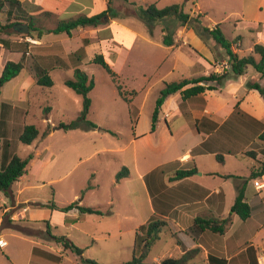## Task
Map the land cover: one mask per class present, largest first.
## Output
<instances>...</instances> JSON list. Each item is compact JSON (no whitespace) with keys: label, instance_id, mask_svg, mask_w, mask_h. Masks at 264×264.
Returning <instances> with one entry per match:
<instances>
[{"label":"rangeland","instance_id":"obj_1","mask_svg":"<svg viewBox=\"0 0 264 264\" xmlns=\"http://www.w3.org/2000/svg\"><path fill=\"white\" fill-rule=\"evenodd\" d=\"M131 4L155 5L157 9L170 5H185L186 12L203 15V24L207 27L208 24L218 25L229 41L240 36V56H248V47L257 39L256 34L250 31L251 25L257 22L264 26V0H112L110 6L119 13L117 23L144 35L148 42L121 32L116 26L107 31L102 30L112 20L104 16L98 28L85 27L82 33H71V41L63 46V53L70 56V59L66 57V60H61L66 65L64 68H58L51 61L45 64L46 66L51 62L52 65L49 71L52 87L34 86L25 90L24 79L28 77L25 71H22L18 79L5 85L0 95V160L3 153L17 155L22 159L31 156V159L22 180L10 187L11 193L5 195L0 191V213L12 202H17L21 204L18 211L23 212L28 208L29 211L25 215L31 222L22 219L7 223V217L3 218L0 240L4 242V246L0 247V264H30V251L35 245L43 247L42 244L48 241L50 245L55 244L48 235L66 237L83 250L82 258L67 250L68 256L60 259V264H85L84 260H92L98 264H124L132 259L135 231L131 229L140 222L139 220L123 222L119 229L116 228L114 216L99 219L86 215L94 221H85L83 216L71 227L62 223V213L43 207L48 203L66 207L80 200V206L100 208L102 213L118 212L122 217L128 216V213L134 210L132 197L126 193L129 187L125 183H117L116 175L124 168L122 161L131 151L128 142L133 135L150 132L151 118L160 91L165 84L177 81L181 76L176 71L162 83L148 89L163 73L164 68L173 64L174 57L162 47L161 25L149 29L137 17L132 16L134 8ZM63 7L71 13H79L77 17L95 16L102 10V6L93 4V0H67ZM7 10L5 7L0 15V42L5 40L10 45L20 42L26 44L27 51L29 45L33 46L30 49L33 54L38 48L35 46L38 33L40 32L41 39L52 38L53 35L48 31L67 19L62 17L60 20L55 18L56 16L50 17L46 14L34 17L22 14L21 17L26 22L30 21L28 18H33V31L30 36H26L6 27ZM99 29L102 30L101 33ZM114 36L129 49L121 54L116 63H110L106 58L114 73L113 77L102 67L92 63V60L102 55L103 45L110 50L111 47L107 44ZM84 40L88 41L85 45ZM175 43L174 47L180 45V40L177 38ZM208 45L215 60L219 47L211 43ZM219 51L225 56L221 48ZM3 57L0 52V63ZM7 60L19 61L14 54H9ZM219 63L214 67H219L220 73L229 70L223 65L224 68L221 67ZM75 69L83 71L94 81V86L88 94L91 105L87 120L96 124L99 128L97 130L63 131L58 128L60 124L76 121L82 111L81 97L63 84L65 80L73 79ZM155 69L157 73L150 82H146L142 72ZM246 71L252 80L254 69L248 66ZM116 73L121 76L120 80ZM210 73L211 70L206 75ZM234 77L230 75L229 78ZM225 84L221 85L222 88ZM259 84L264 88V80ZM207 86L218 88L215 83H207ZM21 90L25 91V102L20 100ZM173 108L174 104L169 102L162 107L164 112ZM28 125L35 126L39 133L30 145L19 140L23 127ZM158 134L160 138L166 135L161 129ZM181 145L182 143L178 144L177 148ZM175 150L176 147H172L161 158L165 160L173 157ZM137 151L140 161L148 155L146 146L137 147ZM244 165V161L231 165L228 162V167L234 169ZM88 186L91 187L89 190ZM27 202L34 204H26ZM50 214H53L52 218ZM48 223L51 225L48 226ZM169 224L170 229H164L159 241L152 245L145 259L146 263L151 264L154 257H167L170 253L174 258H178L176 241L172 236L174 226L172 222ZM38 231H42V239L36 236Z\"/></svg>","mask_w":264,"mask_h":264},{"label":"crops","instance_id":"obj_2","mask_svg":"<svg viewBox=\"0 0 264 264\" xmlns=\"http://www.w3.org/2000/svg\"><path fill=\"white\" fill-rule=\"evenodd\" d=\"M66 1L19 0L23 8L33 17L49 14L50 17L56 16L55 18L59 19L62 17L67 18L62 21L79 18L77 17L79 13H71L67 8L63 9ZM110 1L112 4V0ZM93 4L102 6L100 11L102 13L107 10L108 0H93ZM132 16L136 17L135 14ZM116 19H112L111 23L102 30L107 31L110 27L116 26L121 32L133 38L137 37L149 41L144 35L117 23ZM214 26V24H208L209 28ZM102 30L99 29L98 31L101 33ZM82 31L83 28H78L72 31V34L82 33ZM250 31L256 34L257 39L253 40L248 47V56L252 55L255 45L264 47V43H262L264 26L254 22L250 27ZM52 35V38L45 40L41 39L40 32L38 33L35 41V46H38V48L34 51L35 54L30 50L33 46H28V53L33 54L39 64L49 71L52 66L51 62H54L58 68L66 66L61 60L64 58L66 60V57L70 59V56L63 53V46L69 40L71 41V36H73L68 37L65 34ZM177 38L180 40V45L176 47L162 46L165 51L169 52V55H173V64L169 68H164L163 73L158 76L154 83H151L148 89L162 83L163 80L172 76L176 71L181 77L173 82L207 77L211 73L220 74L219 67H214V65L219 62L221 64L227 62V58L220 53V48L216 51L217 57H215V60L220 61L216 62L214 53L198 38L192 29L178 28L175 41ZM236 38H239V41L233 48V52L239 57H247L239 55L242 47L241 37L237 36L234 39ZM14 44L22 43L14 42ZM107 45L111 47L110 50H107V46L103 45L101 56L104 57L109 66L108 60L110 63H116L120 60L121 54L129 49L124 47L115 36ZM20 49L17 45H11L9 49L0 45V52L4 56L0 63V73L4 63L9 61L7 60L9 54H14L20 61ZM254 57L256 60L259 59L256 55ZM48 61H51L50 64L45 66ZM210 70L211 73L206 75ZM156 73V69L142 72L146 82H150ZM18 77L12 81L18 79ZM120 77L117 74L118 80H120ZM229 77L222 82V86L226 83L223 88L220 86L216 90L206 91L185 101L182 100L180 93L169 96L163 105L167 102L173 103L174 108L164 112L162 105L155 131L133 135L128 142L131 151L122 161V166L126 168L127 175L117 182L120 184L125 183L129 187L126 189V193L132 197L134 210L129 212L128 216H119L118 212L88 215L80 213L77 209H72L66 213L53 210V212L62 213V223L73 227L83 216L85 221L88 219L93 220L87 217L101 219L114 216L117 223L116 228L119 229L123 222H136L139 220L140 222L131 229L136 231L151 217H156L166 222L164 229H170L169 225L171 223L169 224V222H172L174 226L172 236L176 241L178 258H174L170 253L167 257H154L151 264H160L161 261L167 258L179 259L185 252L190 250H197L194 259L191 261L192 264H208L209 256L224 260L226 264L264 263V174L260 178L249 179L251 170L259 162L264 161V145L258 139L264 131V97L257 91L249 90L246 87L247 83H257L261 87L259 83L264 78H260L255 72L252 80H250V75L247 74L246 70L243 76ZM24 81H26L25 90L36 86L29 75ZM21 92L23 95L21 93L20 100L25 102V91L21 90ZM160 129L162 132L164 130L166 134L161 138L158 134ZM180 143H182L181 147L179 145L177 148ZM139 146L140 148L144 146L148 148V155L144 157L143 161H140L138 156L137 147ZM172 147H176L173 157L163 160L161 157ZM127 149L125 152H127ZM249 152H254L255 158L247 156L246 154ZM217 155L222 157V163L217 161ZM6 156L10 155L2 154V158ZM238 161H244L245 165L235 169L231 166L228 167V162L231 165L232 163L237 164ZM193 168L196 169V172L191 177L180 181L171 180L175 172ZM225 176H234V178L225 179ZM22 177L18 182L22 180ZM233 182L234 184H232ZM241 186H244V201L252 210L250 217L245 221H241L235 214L230 212L238 188ZM90 188L87 187L88 190ZM26 204L31 203L27 202ZM19 206H21L20 203L12 202L9 207L2 210L0 213V230L3 228L4 217H7L5 220L7 223L8 221L28 220L25 215L29 211L28 208L22 212L18 211ZM52 215L50 214V218H52ZM198 217L226 220V231L222 235L204 231L194 240L186 233V230L191 225L192 220ZM31 218L33 219V217ZM29 220L28 223L31 222ZM47 225L50 226L51 224L48 223ZM36 236L42 239V231L36 232ZM49 242L43 243V247L35 245L31 249L30 264H46L41 259L35 261L32 259V252L35 248H40L43 252L49 251L51 254L62 258V260L68 256L66 251L59 245L56 243L50 245Z\"/></svg>","mask_w":264,"mask_h":264},{"label":"trees","instance_id":"obj_3","mask_svg":"<svg viewBox=\"0 0 264 264\" xmlns=\"http://www.w3.org/2000/svg\"><path fill=\"white\" fill-rule=\"evenodd\" d=\"M186 2L188 0H185ZM111 1L108 0L107 10L92 16V17H79L75 20L60 21L56 28L48 31V33L58 35L65 34L68 37L71 36L72 31L78 28L93 27L98 28L102 24L104 16H108L112 19L118 17V13L110 6ZM134 8L135 16L143 22L149 29L161 25L162 39L161 44L164 47H174L176 32L178 28L192 29L198 38L207 46L208 44H214L221 48L225 52L227 58V64L229 70L222 73H211L207 77H201L198 79H184L178 82H171L165 84L164 88L160 91L159 97L156 100L155 108L151 118V129L150 133H153L156 129L158 116L162 105L166 99L176 93L181 94L183 101L186 99L201 95L206 91L216 90V87L207 86V83H215L217 87L222 85V82L230 75L240 77L245 74V70L248 66H251L255 72L264 78V47L262 45H255L253 47L252 55L247 57H239L233 52V48L237 45L239 38L229 41L222 33L220 27L215 25L213 28H209L203 24V15L191 14L185 11V5H170L163 9H157L155 5H136L131 4ZM7 7V28L13 29V26L18 23H25L28 25L29 33L26 36H30L33 31V18H28L30 21L22 19V14L30 16L27 11L23 8L19 0H0V15L3 9ZM23 12V13H22ZM49 15V14H47ZM1 22V19H0ZM14 30V29H13ZM88 41L84 40L83 44H87ZM4 48L9 49V42L2 40L0 42ZM20 47L19 50L21 58L19 62L7 61L4 63L0 73V95L1 90L8 82L18 77L22 71H25L34 81L36 86L41 87H52L53 82L50 78L49 70L42 67L37 58L31 55L27 51L26 44H14ZM213 53V52H212ZM254 55L258 56L256 60ZM92 63L102 67L107 73L114 77V73L110 69V66L106 63L103 56L98 55ZM64 86L73 90L78 96L81 97L82 111L80 117L76 121L70 122L69 124H60L59 129L63 131H90L99 129L96 124L87 120V115L91 105V101L88 97L89 92L94 86V81L90 79L86 73L79 69L73 71V79H68L63 82ZM246 87L249 90L257 91L262 97H264V89L261 88L257 83H247ZM38 130L35 126L28 125L23 127V131L19 136L21 143L30 145L38 137ZM258 139L264 145V131L259 135ZM252 158H255L254 152L246 154ZM0 160V191L5 195L10 194V187L12 184L17 182L26 173V167L28 165L31 156L26 159H22L17 155L6 156ZM216 159L222 163L223 159L217 155ZM196 172V169L190 170H179L175 172L172 181H180L185 178L191 177ZM264 174V161L259 162L256 167L251 170L249 179L253 180L262 177ZM127 175L126 168L116 175V181L123 179ZM225 179L234 178V176H225ZM89 188V186H88ZM10 196V195H9ZM78 202H73L66 207H58L54 203H48L46 207L50 210H57L66 213L72 209H77L80 213L88 215H102L99 208L93 207H82ZM251 208L244 201V186L238 188L237 196L231 207L230 212L235 214L241 221L247 220L251 215ZM166 226V222L156 217H151L145 224L141 225L135 231V237L132 249V259L124 264H146L145 259L152 247V245L159 239V235ZM227 221L218 220L209 217H198L192 220L191 225L186 230V233L191 236L194 240L196 237L204 232L209 231L213 234L222 235L226 231ZM48 237L53 240L57 245H60L64 251H70L78 256H82L83 250L76 247L66 237ZM197 250H190L184 253L179 259L167 258L160 262V264H192L191 261L194 259ZM32 259L43 260L46 264H60L62 258L55 256L50 253L43 252L39 249H34L32 252ZM61 259V260H60ZM85 264H98L92 260H84ZM208 264H226L224 260L209 256Z\"/></svg>","mask_w":264,"mask_h":264},{"label":"water","instance_id":"obj_4","mask_svg":"<svg viewBox=\"0 0 264 264\" xmlns=\"http://www.w3.org/2000/svg\"><path fill=\"white\" fill-rule=\"evenodd\" d=\"M13 29L18 34L27 35L29 33V28L27 24H16Z\"/></svg>","mask_w":264,"mask_h":264},{"label":"built area","instance_id":"obj_5","mask_svg":"<svg viewBox=\"0 0 264 264\" xmlns=\"http://www.w3.org/2000/svg\"><path fill=\"white\" fill-rule=\"evenodd\" d=\"M222 65H223L225 68H229V65H228V64H225V63H224V64H221V67H223ZM227 65H228V66H227ZM224 67H223V68H224ZM260 187H261V186H260ZM258 188H259V186H258ZM3 246H4V242H2V241L0 240V247H3ZM262 264H264V263H262Z\"/></svg>","mask_w":264,"mask_h":264}]
</instances>
